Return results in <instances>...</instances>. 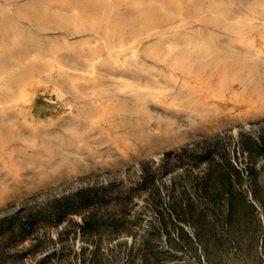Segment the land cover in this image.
<instances>
[{
	"label": "rangeland",
	"instance_id": "374dc122",
	"mask_svg": "<svg viewBox=\"0 0 264 264\" xmlns=\"http://www.w3.org/2000/svg\"><path fill=\"white\" fill-rule=\"evenodd\" d=\"M263 2L0 0V264H264Z\"/></svg>",
	"mask_w": 264,
	"mask_h": 264
},
{
	"label": "bare ground",
	"instance_id": "6f19581e",
	"mask_svg": "<svg viewBox=\"0 0 264 264\" xmlns=\"http://www.w3.org/2000/svg\"><path fill=\"white\" fill-rule=\"evenodd\" d=\"M104 1H105V0H104ZM85 2H86V1H85ZM147 2H149V1H147ZM169 2H170V1H169ZM176 2H177V1H176ZM258 2H259V1H258ZM86 3H87V2H86ZM88 3H89V2H88ZM90 3H91V2H90ZM94 3H95V2H94ZM97 3H98V2H97ZM132 3H133V2H132ZM135 3H136V2H135ZM259 3H260V2H259ZM259 3H258V4H259ZM100 4L102 5L103 2H102V3L100 2ZM104 4H107V3L104 2ZM113 4H114V2H113ZM119 4H120V2H119ZM136 4H137V3H136ZM136 4H135V5H136ZM153 4H154V3H153ZM166 4H167V3H166ZM85 5H86V4H85ZM108 5H109V4H108ZM144 5H145V4H144ZM146 5H147V4H146ZM263 5H264V2H263ZM86 6H87V5H86ZM102 6H103V5H102ZM105 6H107V5H105ZM130 6H131V5H130ZM130 6H129V8H130ZM137 6H138V5H137ZM139 6H140V5H139ZM147 6H149V5H147ZM152 6H153V5H152ZM161 6L163 7V4H162ZM171 6H172V3H171ZM95 7H96V6H95ZM115 7H118V6L116 5ZM115 7H114V8H115ZM132 7H133V6H132ZM149 7L151 8V6H149ZM149 7H148V8H149ZM250 7H251V6H250ZM250 7H249V8H250ZM105 8H106V7H105ZM146 8H147V7H146ZM155 8H156V6H155ZM155 8H154V9H155ZM247 8H248V7H247ZM249 8H248V9H249ZM93 9H96V8H93ZM93 9H92V10H93ZM143 9H144V8H143ZM157 9H158V8H157ZM236 9H238V8H236ZM96 10H97V9H96ZM117 10H118V9H117ZM133 10H134V9H133ZM140 10H141V9H140ZM145 10H146V9H145ZM158 10H159V9H158ZM158 10H157V11H158ZM163 10H164V9H163ZM197 10H198V9H197ZM251 10H252V9H251ZM129 11H130V13H132L131 10H129ZM146 11H148V9H147ZM215 11H216V10H215ZM91 12H92V11H91ZM99 12H100V11H99ZM127 12H128V11H127ZM133 12H134V11H133ZM160 12H161V11H160ZM249 12H250V11H249ZM151 13H152V12H151ZM165 13H166V12H165ZM172 13H173V12H172ZM202 13H203V12H202ZM211 13H212V12H211ZM214 13H215V12H214ZM134 14H135V13H134ZM161 14H162V13H161ZM173 14H174V13H173ZM216 14H217V13H216ZM228 14H229V13H228ZM228 14H227V17H229ZM236 14H237V13H236ZM132 15H133V14H132ZM163 15H165V14H163ZM166 15H168V12L166 13ZM217 15H218V14H217ZM133 16H134V15H133ZM135 16H136V15H135ZM180 16H181V15H180ZM130 17H131V16H130ZM237 17H238V16H237ZM120 18H121V17H120ZM230 18H231V17H230ZM230 18H229V19H230ZM121 19H122V18H121ZM156 20H157V17H156ZM231 20H232V18H231ZM136 21H138V19H137ZM158 21H159V20H158ZM215 21H216V20H215ZM217 21H218V20H217ZM225 21H227V18H226ZM232 21H233V20H232ZM232 21H231V22H232ZM113 22H114V21H113ZM122 22H123V21H122ZM207 22H208V21H207ZM120 23H121V22H120ZM113 24H114V23H113ZM113 24H112V25H113ZM123 24H124V23H123ZM209 24H210V23H209ZM230 24H231V23H230ZM232 25H233V24H232ZM87 26H88V25H87ZM138 26H139V25H138ZM227 26H228V25H227ZM240 26H241V25H240ZM74 27H75V26H74ZM79 27H80V26H79ZM125 27H126V26H125ZM125 27H124V28H125ZM140 27H141V26H140ZM208 27H209V26H208ZM241 27H242V26H241ZM232 28H234V27H232ZM235 28H236V27H235ZM127 29H128V28H127ZM92 30H93V29H92ZM140 30H141V29H140ZM209 30H210V28H209ZM82 31H83V30H82ZM86 31H88V30H86ZM90 31H91V30H90ZM122 31L124 32V30H122ZM127 31H128V30H127ZM146 31H147V30H146ZM210 31H211V30H210ZM119 32L121 33V31H119ZM213 32H214V31H213ZM215 32H216V31H215ZM146 33H147V32H146ZM106 34H107V33H106ZM115 34H116V33H115ZM131 34H132V33H131ZM102 35H103V34H102ZM141 35H142V34H141ZM108 36H109V35H108ZM135 36H136V35H135ZM138 37H139V36H138ZM108 40H109V39H108ZM130 40H131V39H130ZM173 41H174V40H173ZM175 44H176V43H175ZM76 50H77V49H76ZM206 50H207V49H206ZM65 51H66V50H65ZM81 51H83V50L81 49ZM81 51H80V52H81ZM151 51H152V50H151ZM217 51H218V50H217ZM69 52H70V51H69ZM206 52H207V51H206ZM219 52H220V51H219ZM64 53H65V52H64ZM66 53H68V52H66ZM70 53H71V52H70ZM207 53H208V52H207ZM68 54H69V53H68ZM130 54H131V53H130ZM150 54H151V52L149 53V55H150ZM210 54H211V53H210ZM216 54H217V53H215V55H216ZM110 55H111V54H110ZM136 55H137V54H136ZM205 55H206V54H205ZM155 57H157V55H156ZM58 59H59V58H58ZM136 59H138L137 56H136ZM136 59H135V61H136ZM133 60H134V59H133ZM89 61H90V59H89ZM89 61H88V63H89ZM93 63H94V62H93ZM129 63H130V61H129ZM92 65H93V64H92ZM128 65H129V64H128ZM75 66H76V65H75ZM77 66H78V65H77ZM118 66H119V65H118ZM94 67H95V66H94ZM125 67H126V66H125ZM136 68H137V67H136ZM121 69H124V71H125V68L122 67ZM121 69H120V70H121ZM128 69H129V68H128ZM130 71H131V70H130ZM134 72H135V71H134ZM136 73H137V72H136ZM64 74H66V73H64ZM127 74H128V73H127ZM132 74H133V73H132ZM22 75H23V74H22ZM14 76H15V75H14ZM71 76H72V75H71ZM136 76H137V80H138V79H139V78H138V75H136ZM68 77H69V76H68ZM127 78H128V77H127ZM131 78H132V77H131ZM143 78H146V77H143ZM25 79H26V78H25ZM14 80H15V79H14ZM18 80H19V79H18ZM107 80H108V79H107ZM25 81H26V80H25ZM26 82H27V81H26ZM29 83H30V82H29ZM54 83H55V82H54ZM110 83H111V82H110ZM25 84H26V83H25ZM153 84H155V83H153ZM8 85H9V84H8ZM26 85H27V84H26ZM155 85H156V84H155ZM72 87H73V86H72ZM119 88H120V87H119ZM29 89H30V88H29ZM14 90H15V89H14ZM18 90H19V89H17V92H18ZM11 91H13V90H11ZM11 91H10V92H11ZM15 91H16V90H15ZM24 91H25V90H24ZM123 91H124V90H123ZM3 93H4V92H2L1 94H3ZM12 93H13V92H12ZM15 93H16V92H15ZM142 93H143V92H142ZM20 94H21V93H20ZM122 94H123V93H122ZM128 94H129V93H128ZM139 94H140V93H139ZM5 95H6V94H5ZM8 96H9V95H8ZM14 96H15V95H14ZM14 96H13V97H14ZM142 96H143V94H142ZM9 97H10V96H9ZM19 97L21 98V96H19ZM129 97H130V96H129ZM0 98H1V97H0ZM60 98H61V96H60ZM132 98H134V97L132 96ZM138 98H139V96H138ZM142 98H143V97H142ZM142 98H141V99H142ZM5 99H7V98H5ZM12 99H14V98H12ZM16 99H17V97H16ZM16 99H15V100H16ZM136 99H137V98H136ZM8 100H9V99H8ZM143 100H144V98H143ZM3 101H4V100H3ZM142 102H143V101H142ZM143 103H144V102H143ZM8 104H9V103H8ZM15 104H16V103H15ZM144 106H145V103H144ZM10 107H11V106H10ZM15 109H16V108H15ZM10 116H11V115H10ZM8 117H9V116H8ZM4 119H6V118H4ZM90 124H91V123H90ZM205 126H206V125H205ZM201 129H203V130H201ZM201 129H200V130L202 131V133H203L204 131H206L205 133H208V134H210V133H215V131H216V130L214 129V127H210V126L207 127L205 130H204V128H201ZM73 135H74V134H73ZM206 135H207V134H206ZM75 139H76V138H75ZM73 141H74V140H73ZM171 143H172V142H171ZM181 143H182V142H181ZM180 146H181V144H180V142H179V143H174V144H172L170 147L178 148V147H180ZM170 147H169V148H170ZM169 148H168V149H169ZM173 149H174V148H173ZM167 151H168V150H167ZM149 153H150V151H149ZM64 155H65V154H64ZM64 155H63V156H64ZM54 156L56 157V155H54ZM67 157H68V156H67ZM4 159H5V158H4ZM65 159H68V158H65ZM4 161H5V160H4Z\"/></svg>",
	"mask_w": 264,
	"mask_h": 264
}]
</instances>
